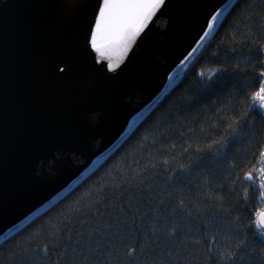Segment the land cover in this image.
<instances>
[{"label": "snow or ice", "instance_id": "snow-or-ice-1", "mask_svg": "<svg viewBox=\"0 0 264 264\" xmlns=\"http://www.w3.org/2000/svg\"><path fill=\"white\" fill-rule=\"evenodd\" d=\"M243 3L233 19L229 43H237V35L247 42L241 75L254 90L241 87L242 98L233 96L235 102L217 108L207 122V151L228 160L223 182L201 180L193 191L189 165L198 164L180 163L171 155L175 145H162L167 151L159 158L150 155L144 163L141 157L126 168H117L115 177L111 172L98 177L64 212L7 247L0 245V264H264V211L253 215L247 207L253 200L264 202V0ZM48 7L58 22L72 23L78 43L48 51L41 72L47 81L72 84L84 64L98 80L116 81L146 55L152 60L156 21L161 16L172 20L168 10L173 3L53 0ZM220 12V7L213 6L206 13L176 57L180 65L204 49ZM229 53L239 62L241 54L235 47L225 56ZM226 71L227 66L220 63L202 66L196 75L206 78L203 82L208 87ZM82 92L87 96L94 90ZM124 101L130 105L133 97ZM77 109L74 106L70 127L42 137L24 154L22 165L31 175L53 178L65 163L64 150L74 155L88 148L90 129L80 121ZM146 133L143 141L149 135L157 139L155 127ZM159 137L166 139L168 132L160 130ZM237 141L244 149L228 156Z\"/></svg>", "mask_w": 264, "mask_h": 264}, {"label": "water", "instance_id": "water-1", "mask_svg": "<svg viewBox=\"0 0 264 264\" xmlns=\"http://www.w3.org/2000/svg\"><path fill=\"white\" fill-rule=\"evenodd\" d=\"M231 1L172 0V20L156 21L152 60L146 55L116 81L98 80L84 64L78 81L59 84L44 78L42 60L52 49L78 43L72 23L58 22L48 7L53 0H0V241L72 189L120 144L188 63L180 65L176 57L206 13L217 6L221 15ZM82 89L94 92L86 96ZM128 96L130 105L124 101ZM74 106L90 129L88 148L74 155L64 150L65 163L53 178L31 175L22 165L24 154L42 137L70 127Z\"/></svg>", "mask_w": 264, "mask_h": 264}, {"label": "trees", "instance_id": "trees-1", "mask_svg": "<svg viewBox=\"0 0 264 264\" xmlns=\"http://www.w3.org/2000/svg\"><path fill=\"white\" fill-rule=\"evenodd\" d=\"M243 6V0H240L218 23L212 37L204 42V49L195 53L184 66L183 74L177 82L156 102L154 107L137 120L128 135L105 156L92 172L46 209L13 230L12 234L0 241V245L7 247L27 236L43 221L64 212L66 207L88 187L95 185L98 177L108 172H111L115 177L117 168H126L132 160H139L141 157L144 158V163L149 162L150 155L159 158L160 154L167 151L161 147L162 145H167L169 148L175 145L171 155L176 156L180 163H187L191 160L198 164L196 167L189 165L188 179L192 182L193 191L199 187L201 180L217 184L223 182L224 169L228 160L214 158V153L207 151V136L210 131L207 128V122L214 118L217 108L222 105L231 106L235 102L233 96L237 99L242 98L243 94L239 91L241 87L247 91L254 90L250 85L243 83L244 77L241 75V69L245 63L244 57L247 56V42L243 41L242 36L237 35L234 37L237 43H229V40L233 39L231 33L233 19ZM230 13L231 15H229ZM232 47H235L241 54L239 62L231 58V53L228 57L225 56V53ZM220 63L227 66V71L216 75L213 83L206 87L203 82L206 78L197 76L196 70L202 66L205 68L216 67ZM237 64L238 67L234 70L232 66ZM253 119L258 121L259 117L253 113ZM202 124L205 125L203 129H201ZM150 127L157 129V139L154 140L149 135L148 141L145 142L142 137L147 134L146 129ZM160 130L168 132L166 139H160ZM237 149L243 150L244 145L238 141L234 143L228 156L235 154ZM243 158L248 159V157ZM259 206V199L251 201L247 206L248 212L254 215L259 210ZM247 214L245 213V215Z\"/></svg>", "mask_w": 264, "mask_h": 264}, {"label": "flooded vegetation", "instance_id": "flooded-vegetation-1", "mask_svg": "<svg viewBox=\"0 0 264 264\" xmlns=\"http://www.w3.org/2000/svg\"><path fill=\"white\" fill-rule=\"evenodd\" d=\"M239 2L240 0H232L228 7L222 12L217 22L220 23ZM259 211H264V202L262 201H260Z\"/></svg>", "mask_w": 264, "mask_h": 264}, {"label": "rangeland", "instance_id": "rangeland-1", "mask_svg": "<svg viewBox=\"0 0 264 264\" xmlns=\"http://www.w3.org/2000/svg\"><path fill=\"white\" fill-rule=\"evenodd\" d=\"M183 71H184V67H182L179 71H178V73L176 74V76H174L173 78H172V80L170 81V84H169V87H168V89H170L176 82H177V80L182 76V74H183ZM140 119V118H139ZM108 154V153H107ZM106 154V155H107ZM106 155H104L103 157H101V158H99L98 159V161L96 162V165H98L104 158H105V156ZM52 204V203H51ZM50 206V205H49ZM12 232L13 231H11V232H9V234L6 236V237H8L10 234H12Z\"/></svg>", "mask_w": 264, "mask_h": 264}]
</instances>
